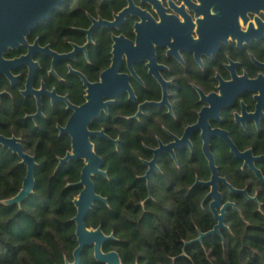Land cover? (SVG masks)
Segmentation results:
<instances>
[{"label": "trees", "instance_id": "1", "mask_svg": "<svg viewBox=\"0 0 264 264\" xmlns=\"http://www.w3.org/2000/svg\"><path fill=\"white\" fill-rule=\"evenodd\" d=\"M73 17L58 19L55 28L61 32L68 25H83L86 15L79 11ZM102 50L87 71L91 80L98 79L100 71L110 63L109 39ZM138 71L148 84L144 88L134 82L140 101L159 99L156 82L143 66ZM73 83L71 98L81 103L84 87L79 78H74ZM181 84L175 102L177 117L165 108L147 107L139 119H134L137 104L124 97L110 107L108 116L94 122L92 128H105L111 137L119 138V144L93 139L107 171V176L94 177L96 191L108 202L97 201L87 214L86 224L114 234L104 250H117L124 264H264V184L249 168H243V162L230 153L224 141H212L220 174L235 187H248L251 195L257 193L261 205L244 195H232L221 185L225 201H235L240 210H227L228 228L222 229L221 235L208 234L202 241L187 243L217 224L208 203H202L209 188L196 184L197 179L207 181L211 177L199 134L192 138V150L177 153L178 164L170 155L160 157L161 170L152 174L151 188L143 178L148 170L144 160L152 158L149 148L158 146L159 140L171 139L166 128L180 135L197 118L198 96L187 81L181 79ZM33 111L10 112L0 107V133L21 137L38 163L33 193L20 205L0 203V264H65L74 260L78 245L73 218L77 212L74 199L81 187L75 184L84 162L71 160L58 169L60 158L71 149V138L60 135L57 126L65 124L69 113L63 106L47 105L46 116L36 125L23 119L25 112ZM224 126L239 148L253 146L257 154L264 153V134L249 139L233 125ZM260 167L264 172V162ZM26 173L20 157L0 146V201L20 191ZM80 264L101 263L93 248H87L81 253Z\"/></svg>", "mask_w": 264, "mask_h": 264}, {"label": "flooded vegetation", "instance_id": "2", "mask_svg": "<svg viewBox=\"0 0 264 264\" xmlns=\"http://www.w3.org/2000/svg\"><path fill=\"white\" fill-rule=\"evenodd\" d=\"M125 9L129 12L117 21L116 16ZM79 11H84L86 15V18L82 20L84 22L83 25H68L61 32L55 28L58 19L60 20L66 16L74 18L73 16ZM144 14H147L148 19H151L155 24L162 25L161 29L164 30L168 43L164 46L154 43L155 58L152 61L150 59H138L133 63V70L136 76L132 74L127 57L124 56L119 72L130 76V84L137 100L130 99L128 92L114 98L108 106V112L103 111L101 116L92 122L90 128L97 131L104 130L111 137L105 128L94 129L92 126L94 122L103 116H108L110 107L119 98L124 97L137 104V111L132 116L134 119H139L147 107L165 108L168 114L177 117L175 102L178 100L179 92H181V79H184L198 96L197 107L195 108L197 118L195 122L185 126L180 135L166 128L171 138L170 141L159 140L158 146L150 147L149 151L152 153V158L144 160L146 164L154 158L153 149L159 148L161 142L165 145L172 143L174 136L182 138L186 128L199 121L201 112L205 108L211 109L207 114L211 127L227 131L241 152L252 150L255 157L264 156V153L257 154L253 146H249L244 150L239 148L230 130L224 126L225 124L233 125L236 131H244L249 139L260 138L264 134V8L247 12L244 10L231 12L219 5L202 4L201 0H68L31 32L27 37L28 46L23 45L19 48L11 49L5 55L6 60L18 59L27 55L30 50L29 46H33L32 63L25 61L16 67H10L9 73L0 74V107L10 112L33 108V112H25L23 119H30L37 125L46 116L45 108L47 105L52 107L63 106L69 116L64 125L58 124L57 127L60 133L59 126L66 125L73 110L68 108L66 102L57 99L53 101L51 96L42 93V114L37 118H33L32 116L37 114L39 109L37 96L34 91L41 90L45 86L46 92L55 91L56 95L60 97L67 96L68 100L74 105L80 106L85 103L87 87L84 85L79 73L85 75L91 83L99 82L102 73L112 64L114 38L124 36L134 45H137L138 33L136 24L142 22L141 17ZM101 21H117V23L110 27L99 23ZM92 26H94L93 30L88 33L87 30H90ZM187 33H190L191 38L199 42L190 41L189 45L177 43L175 36ZM107 39L110 40V63L100 71L98 79L91 80L87 75V71L95 64L96 58L103 53L102 48L105 46ZM36 42L37 46H34ZM53 53L59 55L68 54L70 56L68 58L55 59ZM141 66L146 69L148 76L156 82L160 91L159 99L140 101L134 82L144 88H148L146 79L138 71V67ZM32 71L34 75L30 87H28V80ZM74 78H79L84 87L83 101L81 103H75L71 98L75 91ZM214 95L225 100H218L213 104V100L217 99ZM164 97L166 102L159 105V103L163 102ZM145 102H151L152 104L145 105L140 113V105ZM64 134L60 133V135ZM196 134L200 136L203 151L202 130H197L190 137L192 145L185 144L181 148L175 149V157H173L172 153L166 151L159 154L157 167L152 171L151 178L155 171L161 170L159 162L162 155H170L178 164L177 153L187 148L192 150V138ZM12 136L20 138L23 143V139L15 134L7 137ZM95 138L106 139L93 137V143ZM111 138L118 141V143L111 141L118 146L119 138ZM217 139L224 141L228 145L230 153L236 157L231 151L229 144L218 135L211 138V151L212 141ZM23 146L25 148L24 143ZM25 151L28 152L26 148ZM240 161L243 162V168H249L257 177L250 166H244V161ZM263 162L264 158L255 161V165L262 172L263 169L260 164ZM147 166L149 169L148 164ZM144 176L143 178H145ZM257 179L264 184L258 177ZM221 185L224 184L220 183V190ZM148 187L151 188V185H148ZM239 189H247L251 197L257 196V193L251 195L248 187ZM230 193L235 195L231 191ZM240 195L253 200L245 194L237 196ZM210 201L205 202L208 203L209 207ZM225 202L228 201H225L224 198ZM255 202L261 205L259 200ZM237 211L240 212L239 208Z\"/></svg>", "mask_w": 264, "mask_h": 264}, {"label": "water", "instance_id": "3", "mask_svg": "<svg viewBox=\"0 0 264 264\" xmlns=\"http://www.w3.org/2000/svg\"><path fill=\"white\" fill-rule=\"evenodd\" d=\"M67 1L68 0H0V74L9 73L10 67H16L18 64L24 63L25 61L32 63V57L34 54V51L32 50L33 46H29L30 50L27 55L18 59L6 60L5 55L8 54L11 49H16L23 45L28 46L27 37L31 32L36 29L38 25L47 20L55 10ZM201 2L206 5H219L231 12H238L240 10L247 12L264 8V0H201ZM128 12L129 11L125 9L116 16V20L118 21L119 19H122ZM141 18L142 22L136 24V30L138 33L137 45H134L124 36L114 38L115 44L113 46L114 57L112 64L102 73L99 82L91 83L85 75L79 73L84 81V85L87 87L85 103L80 106L74 105L68 100L67 96L60 97L56 95L55 91L46 92L45 86H43L41 90L34 91L37 96L39 109L37 114L32 116L33 118H37L42 114V93L51 96L53 101L57 99L66 102L68 108L73 110L66 125L59 126L61 134L66 133L70 135L72 147L64 157L60 158L58 169L71 160H82L84 162L80 180L75 184L76 186L81 187L80 193L74 199L77 212L73 218V221L76 223L78 245L73 252L74 260L72 262L67 260L65 264H80L81 253L87 248H93L94 256L101 264H124L117 250H104L105 243L108 240L115 238L114 234L112 233L108 235L100 226L94 228L88 227L86 224L87 214L94 204L97 201L108 202L107 198L98 194L96 191L94 177L98 174L106 176L107 171L104 170V160L96 152L92 138L102 137L118 143L117 140H113L109 137L104 130H92L90 126L95 119L101 116L103 111L108 112V106L112 103L114 98L128 92L130 99L137 100L130 84V76L119 72L124 56L127 57L128 65L132 74L136 76V73L133 70V63L138 59H150L152 61V59L155 58L154 43L160 44L161 46L167 45L168 43L164 30L161 29L162 25L155 24L151 19H148L147 14L142 15ZM117 21H101L99 23L112 27ZM93 28L94 26H92L90 30H87V32L91 33ZM175 39L177 40V43H184V45H189L190 41L194 43L199 42L192 39L190 33L178 34L177 37L175 36ZM34 46H37V42ZM53 54L55 55V59L68 58L70 56L68 54ZM33 75L34 73L32 71L29 76L28 87H30ZM215 97L217 99L213 100V104L218 100H225L222 97ZM165 102L166 99L164 97L163 102L159 103V105L164 104ZM148 104L152 103L145 102L144 104H141L139 112L141 113L142 108ZM210 110L211 109L208 108L203 109L199 121L196 124L188 126L182 138L174 136V141L172 143L165 145L161 142L159 148L153 149L152 152L154 153V158L147 162L149 169L144 176L148 180V185L150 186L151 173L154 168L157 167L159 154L166 151L172 153L173 157H175L174 150L181 148L185 144L191 146V135L197 130H202L203 152L209 162L211 178L208 181L197 180L196 184L210 188L203 203L211 200L210 208L217 220V224L209 232H201L196 240L187 243L202 241L203 237L208 234L221 235V229L228 228L225 222L226 210L229 207H234L238 210L235 202L228 201L224 203L223 194L220 190V183L227 186L235 195L245 194L249 198L258 201L257 196L251 197L248 194L247 189L235 188L225 177L220 175L215 156L211 151L212 137L216 135L222 137L229 144L231 151L236 157L244 161V166H250V168L256 173L257 177L264 182L263 172L255 165V161L264 158V156L255 157L252 150L241 152L232 141L227 131L219 128H212L208 122L207 115ZM0 146L8 148L14 154H17L21 159V163L27 168V173L20 191L15 196L0 201V203L9 206L20 205L35 189V169L38 164L36 157L25 151L21 139L16 136L7 137L0 134Z\"/></svg>", "mask_w": 264, "mask_h": 264}]
</instances>
